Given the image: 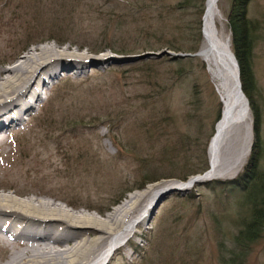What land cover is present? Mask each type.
Listing matches in <instances>:
<instances>
[{
    "label": "rangeland",
    "instance_id": "1",
    "mask_svg": "<svg viewBox=\"0 0 264 264\" xmlns=\"http://www.w3.org/2000/svg\"><path fill=\"white\" fill-rule=\"evenodd\" d=\"M74 1L80 7L70 22L68 18L49 17L57 8L55 0H0V75L4 68L11 72L8 69L18 64L19 57L39 46H52L58 52L77 54L87 60L75 61L69 69L62 68L61 63L54 64L58 76L49 79V84L41 89V98L33 109L23 112L20 121L3 130L8 143L0 149V182L35 191L47 190L61 197L56 201L70 209H86L102 217L133 192L150 185L182 183L177 178L161 179L138 188L149 172L158 177L170 172L171 166L159 160L165 135L151 140L140 127L142 112L137 99L145 90L140 84V73L130 68L142 60L168 68L171 56L130 60L129 56L140 53L119 54L110 49L96 53L115 31L116 22L111 20L114 14L118 16L127 8V1L133 0ZM165 1L175 5L180 0ZM231 1H218L223 19L217 21V29L229 38L227 14ZM248 7V17L257 20L260 26L252 71L261 95L264 135V0H249ZM27 9L37 18L33 21L29 18L30 24L24 27ZM16 16L12 28L5 24ZM55 36L66 41L52 39ZM157 60L167 61L161 64ZM187 68L190 71L185 76L172 78L169 84L173 85L165 92V103L173 115V124L166 125V131L173 144L182 142L179 158L190 155L197 144L201 148L206 141L210 166L209 143L222 104L205 61L196 54ZM24 94L16 101L22 102ZM136 110L139 111L134 113ZM250 118L252 128L251 111ZM245 162L233 174L196 182L184 193L194 194L190 203L178 196L184 194L168 191L181 187H168L156 200L149 220L138 227L108 264H228L229 253L219 249L218 242L224 237L225 245H231L236 217L243 212L235 206L236 192L224 195L212 184L219 181L226 186L239 175ZM153 234L155 242L150 246L149 236ZM8 254L9 250L1 244L0 263ZM243 264H264V233L250 246Z\"/></svg>",
    "mask_w": 264,
    "mask_h": 264
},
{
    "label": "bare ground",
    "instance_id": "2",
    "mask_svg": "<svg viewBox=\"0 0 264 264\" xmlns=\"http://www.w3.org/2000/svg\"><path fill=\"white\" fill-rule=\"evenodd\" d=\"M218 1L206 0L202 43L196 53L205 61L222 104L209 143V169L184 183L150 185L133 192L102 217L86 209H70L56 201L61 197L47 190L0 182V245L9 250L0 264H108L138 227L149 220L156 200L168 187L187 189L198 181L233 174L243 165L253 144V128L230 38L217 29V21L223 19ZM17 61L8 69L11 72L4 68L0 75V149L8 143L3 130L20 121L23 112L33 109L41 98V89L58 76L53 65L61 63L62 68L69 69L75 61L87 60L58 52L52 46H39ZM24 92L25 99L16 101ZM15 194L26 198H16Z\"/></svg>",
    "mask_w": 264,
    "mask_h": 264
},
{
    "label": "trees",
    "instance_id": "3",
    "mask_svg": "<svg viewBox=\"0 0 264 264\" xmlns=\"http://www.w3.org/2000/svg\"><path fill=\"white\" fill-rule=\"evenodd\" d=\"M55 3L57 8L49 17L52 19L56 18L55 16L62 19L68 18L70 22L74 20L80 3L75 4L74 0H60L59 2L55 0ZM127 3V8L122 9V13L118 16L114 14L115 18L111 20L116 22L115 31L107 40V44L96 53L110 49L119 54H134L161 51L165 48L176 52L195 53L199 48L201 42L200 17L204 11L205 0H180L175 5L168 4L165 0H133ZM248 3L249 0L231 1L227 14V25L230 31V48H232L238 65L240 85L248 99L253 117V144H251L242 171L233 181L227 183L228 186L219 181L217 184H212L214 189H219L224 195H227V192H236L238 198L235 206L243 212L236 217V230L230 237L231 245H225L224 237H221L218 242L219 249L223 248L222 250L229 253V259L226 260L228 264H243L250 246L264 233V135L261 130V95L255 85L252 71L253 50L259 38L260 26L257 20L248 17ZM37 15L40 17L39 12ZM25 17H27L26 20L22 22L24 27L30 24L29 18L30 21L37 18L34 13L31 15V9L25 10ZM13 19L17 20V16L12 17L5 24L12 25V28L15 24L12 22ZM52 39L66 41V38L58 36ZM194 57L196 56L170 57L168 68L165 66L160 68L154 64L155 61L150 62L149 60L135 62L130 68L131 71L140 73V84L145 90L138 94L137 99L140 100L139 110L142 112V118H139L142 121L140 127L151 140L162 139V134L165 135L163 138L165 144L162 146L159 160L167 161L171 166L170 172H165L158 177L149 172L145 177V183L138 188L161 179L177 178L186 181L191 176L202 174L209 168L206 141L201 148H198L197 144V148L190 155L179 158L178 154L183 150V147H180L182 142L173 144L166 131V125L173 124V115L170 107L165 103V92L173 85L169 82L174 76L183 77L190 71L187 65ZM157 61L162 64L167 60ZM219 113L220 108L216 119ZM178 196L186 203L195 199L192 193ZM154 235L149 236L150 246H154ZM146 253L147 251L144 250L143 254Z\"/></svg>",
    "mask_w": 264,
    "mask_h": 264
},
{
    "label": "water",
    "instance_id": "4",
    "mask_svg": "<svg viewBox=\"0 0 264 264\" xmlns=\"http://www.w3.org/2000/svg\"><path fill=\"white\" fill-rule=\"evenodd\" d=\"M171 56V57H179V56H196V53H175L173 51H170L168 49H164V50H161V51H146L144 53H140V54H137V55H132V56H129V59L131 58L132 60H135V59H141V58H149V57H156V58H162L163 56ZM130 59V60H131ZM237 62V61H236ZM180 182H183V181H180ZM187 190H189V188L187 189H171V190H168L170 192H180L182 194H184ZM157 203V202H156Z\"/></svg>",
    "mask_w": 264,
    "mask_h": 264
}]
</instances>
